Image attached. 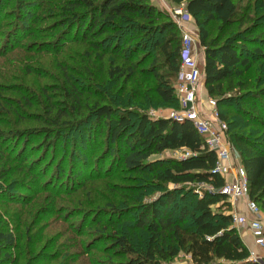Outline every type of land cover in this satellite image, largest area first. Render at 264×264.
<instances>
[{
	"label": "trees",
	"instance_id": "16d2710c",
	"mask_svg": "<svg viewBox=\"0 0 264 264\" xmlns=\"http://www.w3.org/2000/svg\"><path fill=\"white\" fill-rule=\"evenodd\" d=\"M41 1L44 5L40 6L48 5V10H57V15H63L60 25L63 36L56 35L50 44L51 48L59 52L58 55L63 49V57H66V53H73L72 45H80L83 48L80 60L82 75L77 85L71 75L74 70L66 63L67 60L59 64L61 76L56 79L54 87L42 90L48 102L45 118L30 111L36 107L33 100L36 94L32 93L30 96L22 87L14 89L15 85L0 87V203L17 206V211L11 216L15 226L10 222L0 226V264H21L23 256L29 255V252L34 253V250L23 246L20 241L24 237L23 231L32 232L24 214L28 212L26 206L32 204L41 193L47 173L38 168L36 158L29 160L30 152L34 150L30 140L34 134L46 137L42 144L48 148L45 151L48 154L49 148L56 146L57 138L66 130L76 124H83L79 120L70 119V113L77 111L83 114L84 109H87L91 118H95L92 125H97V137L106 129L109 139L102 156H97L96 160L89 161L84 157L80 158L79 152L75 153L74 159L78 158V161L72 162L71 174L77 176L79 170L86 171L94 163L91 175L83 174L82 178L85 180L97 177L100 179L103 176L110 178L114 176L112 170L116 167L121 168L125 174H132L131 178L139 182L137 188L133 185L126 190L135 195L132 201L139 204L137 207L127 209V206L111 202L107 207L97 205L94 208L97 214H101L99 218L95 217L94 225L104 223L97 231L98 237L105 242L104 247L98 246V242L92 245V242L86 244L79 240L86 229L94 228L93 225L85 223L77 232L79 238L76 242L71 241L70 247L77 248L78 251H74V254L78 253L84 263L96 264L97 260L94 262L91 258L95 252L94 255L106 256L107 264H162V261L172 259L185 250L191 254L193 264H263L250 260V249L233 225L232 216L219 212L220 201L228 208L231 207L227 196L219 192L225 179L213 173L217 155L202 148L204 140L193 123L189 120L179 122L167 118H152L138 110L128 111L131 116L118 114L121 105L127 106L128 103L133 104V100L138 99L139 102L140 98L145 99L141 90L145 80L149 81L152 85L150 90L162 101L171 104L177 100L172 79L176 78L180 69L182 39L179 38L178 26L170 15L151 0ZM53 1L59 2L60 6L51 4ZM171 1L178 5L185 3L196 21L200 45L204 49L203 73L207 92L217 100L221 119L228 124L229 140L241 155L249 181L250 198L264 213V116L258 117L256 112H264V87H261L264 85V68L260 69L263 72L261 76L251 72L256 60L264 62V49L261 47L264 44V33L258 34V29L264 28V23L260 26L257 23L253 25L250 30L253 33L248 37L247 43L246 40H239L238 43L234 37H228L222 42L221 37H211V26L219 22L220 29L229 30L238 22L244 25L247 21V18L241 16L240 5L235 0ZM260 1L264 6V0ZM0 4L4 5L5 10L16 11V15L23 21L29 17L25 8H28L31 1L3 0ZM18 8L21 9L19 13ZM33 8L34 5L31 9ZM39 10L36 9L35 12L38 13ZM11 27L3 33V25L0 23V38L3 37L0 55L3 54L2 51L11 52V47H21L24 33L28 36L33 34L32 29L19 22ZM7 32L9 35L5 39ZM159 60L168 66L171 72L169 77L157 71ZM248 72L249 76L246 75ZM253 77L255 81L252 80ZM97 81L110 86L105 97L104 94L98 95ZM88 83L90 84L85 86ZM254 86L256 91L247 93L246 90ZM146 88L149 90V86ZM2 92L16 93L20 99L15 104L10 98L3 96ZM55 93L63 94V100L56 101ZM84 94L88 98H100L103 104L95 100L91 105L88 99L83 103ZM59 102L64 107H56ZM139 103L145 107V103ZM231 112L234 114L232 118ZM15 117L23 122L38 121L43 126L14 130L12 124ZM132 118L138 119L133 123ZM243 121L247 123L243 124ZM249 124L257 130L247 131L245 125ZM238 125L244 131L231 132L232 127ZM16 140L19 142L17 150L14 143L9 145ZM83 140L87 144V138ZM96 140L91 138L92 148H98ZM167 150H185L191 152L192 156L186 159L153 158ZM108 158H113V167H106ZM66 170L65 159L60 161L57 183L64 177ZM17 173L19 175L15 176ZM69 177L71 178L70 175ZM20 178L23 179L17 180ZM14 181L18 182V188L34 195L30 197L26 193L6 190L11 188ZM53 181L47 182L46 187L55 191L61 186L57 183L51 186ZM105 184L108 188L109 184ZM170 184L173 188H169ZM198 184L209 185L214 191L210 194L204 191L199 195L201 190ZM69 190L67 188L66 192ZM76 190L75 188L73 191ZM154 191L158 195L151 198ZM61 192L58 190L54 193ZM213 205H218V210L215 211ZM9 209L0 212V216L7 215ZM136 210L140 211L137 217L133 215ZM125 219L132 220L130 226L133 230L145 232L144 245L133 244L129 236L119 228L108 233L111 227ZM41 238L34 235L27 241L37 244ZM47 241L43 247L47 245ZM29 259L34 260L28 264L55 260L42 253Z\"/></svg>",
	"mask_w": 264,
	"mask_h": 264
},
{
	"label": "rangeland",
	"instance_id": "374dc122",
	"mask_svg": "<svg viewBox=\"0 0 264 264\" xmlns=\"http://www.w3.org/2000/svg\"><path fill=\"white\" fill-rule=\"evenodd\" d=\"M3 0H0V3ZM17 0H13L15 2ZM31 1V4H29L27 9V12L29 13V17L26 21H23L21 18H19L16 15V11L10 12L9 10L4 9V5L0 4V23L3 25L2 32L9 31L10 27L13 26L16 23H21L23 26L30 28L33 30V34L26 35L27 33H24L22 36V46L21 47H11V52L2 51L3 54L0 55V87L3 85H15L14 89H18V87H22L24 90H27V93H30V96L33 94H36L34 97V102L36 104L35 108H31L30 111L34 113H38L37 115H41L42 117H46L47 115V99L43 95L42 90L44 88H53L54 83H56V79L61 76L60 74V67L59 64H63V60H67L66 63L71 65L74 72L71 73L72 79L76 82L77 85H79V77L82 75V71L80 68V60L82 59V52L83 48L80 47V45H72L71 51L73 52L70 54L69 52L66 53V57H63V49L62 52L58 55V53L51 48L50 44L53 43L54 37L56 35L63 36V28L60 26L62 23L63 15H57V10H48L47 6H40L44 5L41 0H27ZM155 5H157L161 10L166 12L170 15L171 20H173L177 26L178 23L176 22V18L173 17L171 10L174 8L177 9V6H180L181 9L188 11L186 8V4L183 6L173 3L171 0H151ZM240 5V13L241 16L245 19L247 18V21L244 25H240L239 22L234 25L231 29L225 30L220 29L219 22L215 23L210 28V34L211 37L215 39H219V37L222 38V42L226 40L228 37H234L236 40H246L245 43L248 41V37L252 35L250 30L252 29L253 25L257 23V25H263L264 23V6L261 5L260 0H235ZM46 3H48L46 1ZM14 4V3H13ZM51 4H58L60 6L59 2L53 1ZM49 4L50 6H52ZM12 6V4H10ZM35 6V8L31 9L32 6ZM39 5V6H37ZM248 6V8H246ZM10 7V6H9ZM24 7V6H23ZM22 7V9H24ZM55 8V7H54ZM246 8V9H244ZM39 10V12H35V10ZM16 10V9H15ZM21 12V9H17V13ZM51 13V14H50ZM55 13V14H54ZM18 17V18H17ZM191 17V16H190ZM189 22V23H188ZM185 27L190 30L193 34L195 39H197L196 43V53L201 59V63L203 64V71H204V49L200 45L199 41V29L196 24V21L194 17H191L189 21L183 22ZM7 27V28H6ZM257 27V26H256ZM12 28V27H11ZM13 29V28H12ZM178 33L179 38H182V31L178 26ZM255 29V28H254ZM264 33V28L258 29V34ZM9 32H7V35L4 36L8 38ZM223 35V36H222ZM3 37L0 38V42L2 41ZM5 39L3 41H5ZM63 42V41H62ZM59 43H61L59 41ZM261 47L264 49V44L261 45ZM161 59V58H160ZM148 65V64H147ZM157 71L161 74H164L165 76L169 77L171 75L170 70L168 69V66L164 64L162 60H159L157 63ZM63 67V66H62ZM264 68V62L259 61L255 62L253 71L256 73V75H262L263 72H261L260 69ZM250 72H248L246 75L249 76ZM103 76V75H102ZM99 75L97 76V78ZM255 77L252 78L253 81ZM102 78L99 80L101 82ZM237 80V79H236ZM235 80V81H236ZM105 81V80H104ZM143 81V79H141ZM205 76L204 73L201 77V82L199 85V97L201 98V101L204 102L207 101L206 96V87L204 84ZM100 82H96L98 86L99 94L103 95L105 97V94L107 92L108 87L105 83L101 84ZM145 84L141 87L142 92L145 94V99H139V102L145 103V107H142L141 104L138 102V99L133 100V104L128 103L127 106L121 105L118 114L124 113L127 116H131L128 111L130 110H138L140 113H147L150 117H155L158 114H166L169 113L172 110H175L178 108L179 102L178 99L174 103H166L161 100L154 92L150 90L151 86L149 84V81H144ZM172 82L174 85L177 83V76L172 79ZM90 83H88L85 86H88ZM204 84V85H203ZM62 85V84H61ZM146 86H149V90L146 88ZM261 87H264L262 85ZM247 93L255 92L256 87H250L246 90ZM33 93V94H32ZM64 93V92H63ZM129 93V91L126 93ZM2 95L5 97L10 98L12 102L19 101L20 96L13 92H2ZM55 99L56 101H62L63 100V94H57L55 93ZM53 99V98H52ZM86 99H88V102L92 105L95 100H98L100 104H103V101L100 98H97L95 96L89 97L87 94H84L83 96V103H85ZM41 101V103H40ZM54 101V100H53ZM128 102V101H127ZM126 102V103H127ZM260 102V100H259ZM17 102H15L16 104ZM58 103V102H57ZM85 105V104H84ZM140 108H139V107ZM56 107H64L61 102L57 104ZM73 107H76L74 105ZM249 109V107H247ZM127 110V111H125ZM220 108L218 107V111ZM221 112V110H220ZM258 114V117H263L264 112L261 110L256 111ZM31 113V112H30ZM55 114V111L53 112ZM71 117L70 119L73 120H79L83 124H76L73 127H71L69 130H66L62 136L57 138L56 146L53 148H49L48 154H45V151H47L48 148L44 147L42 144L43 138H46L40 134H34L32 141L33 144L31 146L33 147V152H30L31 157L29 160L35 159V161L38 163V168L45 170V173H47L46 176V182L41 187L42 191L38 195V197L32 202V204L27 205L26 209H28V212L24 214V216L27 217L29 226H31L32 232H26L23 231L24 237L22 240L23 246H28L27 248L34 250V253L31 254L29 252V255L26 254L21 259V264H28L29 261H33L31 258L33 255L36 256L37 253L43 254L49 257H54V261H41L38 264H87L84 263V260L80 257V255L77 253L74 254V251H78L77 248L70 247L71 241L76 242V240L79 238L77 236V232H79L80 228L83 227L85 223L88 225H93V229H86L84 236L79 238V240L83 243H90L92 242V245H95L98 242V246L104 247L105 242H102L101 238L98 237V229L102 228L104 223H99L94 225V219L95 217L99 218V215L97 214L96 210L94 208L97 205H101L103 207H107L108 203H117V205L126 207L127 209H131L132 207H137L139 204H135L132 199L135 197V195L131 194L130 192L126 191L127 189H130L133 185L137 188L139 185V182H135L134 178H131L133 176L132 174H125L123 171H121V168H113L114 176L108 177L103 176L99 179V177L94 179L85 180V178H82L84 175H91L92 173V167L95 166L94 163H92V167L85 170H79L78 175L74 176L71 174V166L72 162L78 161V158L74 159L75 153H80V158L84 157L89 161L96 160V157L102 156V153L104 152V149L107 147L108 143V135H106V129H103L102 134L100 137H97V125H92L95 122V118H91L89 116V112L87 109H84L83 114L78 113L77 111L70 113ZM233 113H230V117H233ZM157 118V117H156ZM138 118H132L133 123H135ZM85 120V121H84ZM242 121V120H241ZM244 122V121H243ZM227 123V122H226ZM244 122L243 124H246ZM116 124V122H115ZM228 125V124H227ZM13 129L18 130V128H29V127H41L43 124H41L38 121L35 122H23L22 120L15 117L13 119ZM94 126V127H92ZM247 131H251L252 129L257 130L252 125H245ZM132 131L134 129L132 128ZM233 131H244L241 129V125H238L237 127L233 128L231 132ZM28 138V137H27ZM63 138V139H62ZM83 138H87V144H84ZM91 138L97 139L96 145L98 148H92L93 145L90 143ZM62 139V140H61ZM12 143L15 144V150L18 148L16 147L18 145V140L11 141L9 145H12ZM20 148V146H19ZM183 150H179L178 152H175L173 150H167L161 154L154 155L153 158H161V159H180L179 157L183 156ZM67 160V170L65 172V175L63 178L59 180L57 183L58 175L59 173V167H60V161ZM242 158L240 159V161ZM113 158H108L106 160V167L110 168L113 167ZM94 168V167H93ZM69 170V171H68ZM28 171V170H27ZM37 171V170H36ZM29 172V171H28ZM19 173L15 174V176H18ZM71 176V178L69 177ZM105 175V174H104ZM55 176H57L55 178ZM23 177V175L21 176ZM69 177V178H68ZM23 178L17 179L21 180ZM142 179V178H141ZM54 180V181H53ZM75 180V181H73ZM44 181V180H43ZM49 181H53L52 185L61 186L55 191L50 190V187H46V183ZM15 182V181H14ZM64 182V185H63ZM27 183V181H26ZM43 183V182H42ZM61 183V184H59ZM108 183L109 186L107 188L106 184ZM141 183V182H140ZM141 185V184H140ZM64 186V187H63ZM199 190H201V193L205 191L206 194L211 193V188L209 185H197ZM80 187V188H79ZM67 188H70L69 192L67 191ZM75 188L77 189L76 191ZM169 188H173V185L170 184ZM73 189V190H72ZM6 190L10 192L15 193H26V195H29L32 197L34 194L28 190L18 188V182H15L13 185H11V188H7ZM58 190H61V193H54ZM63 190L65 191L63 193ZM73 191V192H72ZM198 192L199 195H202ZM158 195L157 191H154L152 195H150L151 198H154ZM219 212H225L228 213L231 210V207L228 208L225 203L222 201L219 202ZM218 205H213V209L216 211L218 210ZM225 205V206H224ZM10 208V209H9ZM7 215H1L0 218L2 219V224L0 226H3L10 222L11 225H14V219L11 218V216L17 211V206H11L8 203H0V212H5L8 210ZM140 210V208H137ZM139 210H136L133 215L137 217L140 213ZM109 211V210H107ZM137 213V214H135ZM132 215V216H133ZM0 219V220H1ZM116 219V218H115ZM92 221V222H91ZM121 222L117 225H114L108 230V233H113L115 230L114 228H119L120 231L127 234L132 241L133 244L144 245L146 242V235L145 232L133 230L130 226V223L132 220H120ZM21 233V231H20ZM19 233V234H20ZM32 233V235H31ZM34 235L41 236V241L37 244H33L32 242H28L29 237H34ZM103 237V236H102ZM48 240V241H47ZM47 241V245L43 247L45 242ZM75 247V246H74ZM36 253V254H35ZM95 252L93 253V255ZM91 255V258L96 261V264H107L108 260L106 256L103 255ZM30 264H35V262H31ZM95 264V263H94ZM162 264H193L191 254L184 251H181L177 256H175L172 259L162 261Z\"/></svg>",
	"mask_w": 264,
	"mask_h": 264
},
{
	"label": "built area",
	"instance_id": "2783aa9c",
	"mask_svg": "<svg viewBox=\"0 0 264 264\" xmlns=\"http://www.w3.org/2000/svg\"><path fill=\"white\" fill-rule=\"evenodd\" d=\"M183 5L181 4V6ZM171 13L182 31L181 62L175 84L179 106L169 113L158 114L152 118H167L179 122L189 120L193 123L204 140L202 148H207L217 155L213 173L225 179V184L219 192L227 196V202L231 205V210L228 213L232 216L233 225L240 235L249 230L253 237L255 248L250 249V260L264 264V213L259 205L250 198L247 172L240 161V153L229 140L228 125L221 119L217 100L211 97L207 91V101L203 102L199 97L203 64L195 50L197 39L183 23L189 21L192 15L181 9L180 6L171 10ZM183 153V156L179 157L180 159L192 156L189 151L183 150ZM210 188L211 191H214L212 187ZM242 201L245 204L246 212L237 208L238 203Z\"/></svg>",
	"mask_w": 264,
	"mask_h": 264
},
{
	"label": "crops",
	"instance_id": "0c3cea01",
	"mask_svg": "<svg viewBox=\"0 0 264 264\" xmlns=\"http://www.w3.org/2000/svg\"><path fill=\"white\" fill-rule=\"evenodd\" d=\"M237 208L242 212H246L245 204L243 201L238 203ZM241 237L249 249L255 248L254 240L249 230L245 231V233L241 235Z\"/></svg>",
	"mask_w": 264,
	"mask_h": 264
}]
</instances>
